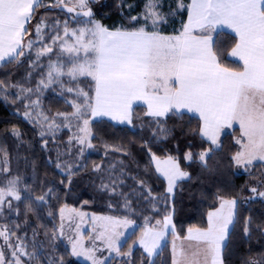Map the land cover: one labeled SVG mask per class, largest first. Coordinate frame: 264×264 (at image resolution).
<instances>
[{
  "label": "snow or ice",
  "instance_id": "obj_1",
  "mask_svg": "<svg viewBox=\"0 0 264 264\" xmlns=\"http://www.w3.org/2000/svg\"><path fill=\"white\" fill-rule=\"evenodd\" d=\"M90 2L94 0H76L75 7L89 17L91 27L69 33L65 26L63 36L69 37L72 43L63 41L59 51L68 53L69 57L67 61L58 57L54 63L49 58L47 80L42 78L37 86L39 90L41 86L47 87L54 79L64 76L70 81H78L80 77L90 78L89 90L77 88V95L81 99L72 105L75 111L57 114L64 118L65 123H71V119L77 122L76 126L82 135H76L75 139L81 146V155L84 147H93L90 130L92 119L108 116L118 123L131 124L133 105L140 102L146 105L145 115L154 118L158 127L162 124L160 118H168L169 114L176 116L188 113L199 120L197 134L209 146L195 157L190 150L187 151L186 161L198 159L207 168L211 154L221 147L220 138L225 130L237 125L240 136L235 143L240 148L234 153L233 162L247 170L253 161H264V0H188L187 3L185 0H176L175 8L170 6L168 12L163 11L164 0H147L144 13L140 17H131L133 21L142 19L146 23L132 29H109L95 21ZM62 3L64 0H56V5ZM40 6V0H0V64L17 62L25 55L26 49L29 52L33 50L34 41L25 42V37L31 35L27 25ZM67 10L73 12L75 9L68 7ZM184 12L187 18L180 21L179 29L172 34H164L160 30L162 25L168 23L170 16ZM149 21L150 29L147 24ZM42 27V22L36 25L38 39ZM226 29L234 34L227 51L231 64L225 61V50L218 42L219 35ZM59 40L61 35L57 32L50 38V43L36 50L37 59L52 53ZM11 87L18 85L0 81V93ZM21 91L31 93L33 89ZM67 91L72 92L73 89L69 87ZM28 115L26 111L25 116ZM45 121L46 130L41 131V137L53 131V125L55 128L61 127L54 119L45 117ZM12 134L18 138L22 135L15 129ZM159 134L166 138L168 131L159 127ZM47 142L43 141L45 145ZM144 146L148 147L147 143ZM148 151L156 172L167 180L168 198L175 194L177 181H191L193 178L180 167L177 158L171 155L161 158L152 153L151 148ZM56 166L60 167L59 164ZM66 167L70 183L73 175L71 165ZM93 171H100V166H95ZM121 175H124L123 170ZM119 183L123 181L119 180ZM117 184L118 178H110L109 183H101L100 187L115 193ZM137 184L147 192L148 197L155 199L143 180H138ZM261 187H264V181ZM23 190L28 191L27 185ZM249 191L264 198V191L256 186L250 187ZM47 195L46 192L43 196H36L34 201L37 205L44 204ZM13 200L21 201L19 176L9 178L6 186L0 187V214L5 210L19 214L18 207L13 208ZM219 200V208L207 214L206 228L188 229L186 238L197 241L200 250L189 253L183 247L177 250L173 244L172 264H201V252L204 254L203 264H209V257L210 264H225V241L229 237V225L234 223L236 217L237 200L223 197H219ZM31 201L32 198H29L27 210H31ZM124 201L128 212H135L131 200L124 197ZM60 212L63 216V209ZM79 215L83 217L85 214ZM92 219L104 221L96 235L90 237L94 243L85 246L83 236L69 238L71 247L67 254L77 259L83 257L91 264H135L133 246L137 243L144 250L145 259L153 264L152 258L162 251L165 237L169 234L177 236L169 211L163 221L157 220L154 226L146 222L140 239L123 251L127 243L122 242L124 231L133 227L135 220L129 215L94 216ZM145 219L147 221L148 218ZM250 220V217L247 218L244 227V234L249 238ZM93 230L96 231L95 228ZM259 230L264 234V227ZM57 235H63V225L59 233H52L53 242ZM14 236V230L0 226V264H31L32 261L40 264L38 254L29 251L28 245L20 237L16 236L13 240ZM97 240L102 246L96 245ZM5 247L10 249L9 257L5 256ZM48 264H69V261L65 256H56L50 258ZM250 264L259 262L250 261Z\"/></svg>",
  "mask_w": 264,
  "mask_h": 264
},
{
  "label": "trees",
  "instance_id": "obj_2",
  "mask_svg": "<svg viewBox=\"0 0 264 264\" xmlns=\"http://www.w3.org/2000/svg\"><path fill=\"white\" fill-rule=\"evenodd\" d=\"M128 2L135 3V6L133 5L129 9L126 8L125 4L120 7L118 5L103 6L98 9L93 7L91 8L94 11L93 18H97L101 24L110 29L139 27L137 21H133L131 17H136L141 10L142 3L139 0H128ZM165 2L167 3V1ZM185 2L187 3L188 0ZM44 3H47L45 7L47 13H63L54 10V8L62 5H56V0H43L41 4ZM169 3L173 4L174 9L176 0H170ZM186 17V12L179 13L166 26L162 25L160 30L163 33L172 34L174 30L180 28V21L186 20ZM233 38L234 35L228 32H223L218 38L220 47L225 50L224 59L229 64L232 61L228 59L227 51ZM8 64L10 63L5 62L0 66V81L16 73V70L9 72V69L12 68H8ZM2 70H7V72L3 73ZM53 106V109L69 108L63 99H57ZM133 113L135 128L115 124L107 119L94 122L93 142L95 143L94 150L97 152H92L95 154L86 157L87 164L84 169L70 177L69 183V176L60 173L56 166L50 162L52 156L43 146L36 126L15 113L0 99V152H2V156L5 151L10 154L13 170H16L19 164L26 169L22 173L25 175V184L28 188V191L24 192V203L21 204L24 214L22 216L24 222L22 229L20 231L18 229L19 219L17 221L12 219L11 222L16 234L22 237L28 234L31 237L28 240H31L40 250L39 257L41 260L42 257H48V254L50 256L53 243H55L57 252H54V256H65L69 264H85L68 256L69 251L65 245L57 240L53 242L51 237L52 233L58 230L59 211L65 205L97 211L107 210L105 205L108 200L107 195L97 192L95 186L92 185V182L100 181L98 174L102 175L101 172L104 169L111 167L112 162L108 161L107 157L124 159L129 164L127 173L131 178H128L129 175L126 177L128 182H133L134 179L132 178L145 180L150 183L155 194H162L166 183L156 173L148 148H151L159 157L165 158L171 155L177 158L181 168L188 171L193 177L191 181L185 180L178 183L177 194L173 201L176 233L181 238L187 235L189 228L207 227V214L220 203L219 197L241 200L257 172L264 168L263 163H258L254 167L256 170L254 172L239 173L236 171L232 157L239 150V146L235 143L240 132L239 129L223 136L221 147L211 154L207 168H205L198 159L193 162L185 160L187 151L190 150L195 157L196 154L209 146L208 142L197 134L200 127L198 119L187 113L176 116L169 114L168 118L160 119L162 124L159 126L166 129L168 135L164 139H159L157 137L159 127L154 118L145 115V111L141 107L135 108ZM148 123L154 126L153 129L156 126L153 133V129H149ZM14 129L22 134L23 144L20 148H17L16 143L18 141L12 134ZM153 138H157L158 143L148 144L149 140ZM145 143L148 147L144 146ZM106 151L108 152L107 157L104 155ZM125 152L129 154L127 155ZM15 160L19 162L16 163ZM97 164H100L102 169L100 168V171L95 172L93 167ZM116 172H119L117 167ZM46 192L48 193L45 197L47 202L37 205L34 197L43 196ZM29 198H32L31 210H27ZM99 203L102 205L100 206ZM247 203L238 207L236 223L226 243L227 249L224 253L226 264H250V261L264 264V234L259 230L264 227V201L255 200ZM249 217L251 218L250 238L244 234L245 223ZM138 234L139 232L136 231L131 235L126 241L123 251H126L127 247L138 239ZM170 243L169 240L158 257V262L161 264H172ZM44 248H48V250ZM134 261L135 264H141L142 251L140 249L135 251ZM44 264H48V261Z\"/></svg>",
  "mask_w": 264,
  "mask_h": 264
},
{
  "label": "rangeland",
  "instance_id": "obj_3",
  "mask_svg": "<svg viewBox=\"0 0 264 264\" xmlns=\"http://www.w3.org/2000/svg\"><path fill=\"white\" fill-rule=\"evenodd\" d=\"M139 1H141L142 3L141 10H139L136 17H140L144 13L146 3H147V0H139ZM165 1H167V3ZM169 1L170 0H164V6H163L164 12H168L170 6L171 8H173L172 7L173 4L169 3ZM75 3H76V0H65V4H68L74 7L75 9L80 10L79 8L75 7ZM124 4L126 5V8L129 9L135 3L131 4L128 2V0H94V2H90L89 7L90 8L94 7L95 9H98V8H102L103 6L109 7L113 5H118V7H120ZM46 6H47V3L41 4V6L36 10L34 18L31 20L30 24L27 26L31 32V35L26 36L25 42L29 40L34 41L33 50L29 52L26 49L25 55L21 57L19 61L11 62L10 64H8L9 65L8 68L10 67L12 68V69H9V72L12 70H16V73L15 75L7 77V79L5 80H2L5 84L18 85V87H11V88L6 89L5 92L0 93V99L3 100L15 113H17L18 115H21L24 119H26L27 121H29L30 123L36 126V129L39 133V137L42 139L43 146L45 147V149H47L48 152H50V155L52 156L50 159V162H52L55 166L59 164L60 167L58 168L56 166V169L60 173L66 176H68L67 175L68 169L66 165H71V172L73 173L71 177H73L79 171H81V169H84V166L87 164L86 157H88V155H91L92 152H97V150H94L95 143L93 142V136H94V127H93L94 125L93 124L95 121L104 120V119L97 117L91 120L90 130L92 132L93 147L92 148L84 147L83 154L81 155L79 153V149L81 148V146L78 144L77 140L75 139L76 135H82V133H79L78 128L76 126L77 122L74 119L70 118L71 123H65L64 118L62 116H58L57 114L58 113L71 114L75 111L72 105L74 103H79L81 99L77 95V88L89 90L90 84H91L90 78L80 77L78 78V81H70L68 77L64 76V77H60L59 79H54V81L51 84H48L47 87L41 86L39 90H37V86L39 85L40 80L42 78L47 80L46 74L49 70V58H51V61L54 63L58 57L61 58L63 61H67L69 57L68 53H61L59 51L60 44L63 41H68L69 43H72V40L69 37L63 36V31H64L65 26H67L69 33H71L74 30H79L86 26L91 27V24L89 23V17L78 18L73 13H70V14L57 13V12L47 13L45 11ZM175 17L176 16H170L168 19V22L171 21V19ZM93 19L99 22L97 18H93ZM136 21H137L136 23L138 24V26H142L146 23L142 19H138ZM41 22L43 23V27L40 29V36L38 39L37 34H36V25ZM147 24L150 29L151 28L150 21L147 22ZM164 25L166 26V24ZM57 32L60 33L61 40L57 41L56 45H54L53 52L43 55L39 59H37L36 50L41 45L50 43L51 42L50 38ZM3 64H5V62ZM3 64H0V66ZM1 72L6 73L7 70H2ZM69 87L73 89L72 92L67 91ZM28 88L33 89V92L29 93L27 91H23V92L21 91V89H28ZM17 94H19V98H17ZM57 99H63L66 102V105L69 106V108L66 107L64 109L62 108L53 109L54 107L53 105L55 104V101L57 102ZM26 105H27V108L25 107ZM26 111L29 113L28 116H25ZM144 111L146 112V110ZM45 117L49 119H54L56 124H60L61 127L55 128V125H53V131H48L44 137H41L40 135L41 131L46 130ZM144 123H141V124H144ZM115 124H120V123H115ZM148 124H149L148 125L149 129H153L154 126H152L150 123ZM123 125H127L130 128H135V125L133 124V118H132L131 124L125 123ZM155 130H156V126L152 130V133ZM229 130L230 129H226L225 134L228 133ZM157 137L159 139L161 138L164 139L160 134H158ZM15 138L18 141L16 143V146L17 148H20V146L23 144V141L21 137L19 138L15 137ZM44 140L48 141L47 145L43 143ZM220 140L222 142V139ZM151 143H158V139L153 138L149 140L148 144H151ZM151 152L154 153L152 150ZM107 153H108L107 151L104 152V155L106 157H107ZM21 157H22V154H21ZM26 158H27V155H26ZM107 159L108 161L112 162L111 167L104 169L101 172L102 175L98 174L99 175L98 180L100 181L92 182V185L95 186L97 192H100L102 194L105 193L107 195L108 200L105 203L107 210L97 211V210H90L87 208H81V207L77 208L75 206L65 205L61 208L63 209V216H61V212L59 211V224H58L57 233H59L61 229V225H63V235H57L56 240L59 243H63L68 251H70V247H71L69 243V238H79L80 236H83V243L85 246H91L94 243V241L90 239V237H94L96 235V232L102 228L103 223H104V221L101 219H96L95 221H93L92 217L94 216L97 218H100V217H106V216L121 217L124 215H129L130 218L134 219L135 225L131 228H128L126 231H124V237L122 238V242L127 241L131 237V235H133L136 231L139 232L138 234L139 237L136 240L138 241L140 239L141 232L143 231L146 222L148 223L149 226H154L157 220L163 221L164 216L169 214V211H171L172 223L175 225V222H174L175 211H174L173 201L177 194L178 183L180 181H177V187L174 189L175 194L171 195V197L168 198L170 194L167 193V180L165 179L164 176L156 172L161 178L165 180V183H166L165 190L162 194H155L153 192V188L150 185V183L143 180L145 184L148 187H150L152 196L155 197V199L153 200L151 197H148L146 191L141 190L138 187V184H137L138 180L134 179L133 182L131 183L128 182V179H126V177H128L129 175V173H127L129 164L125 162L124 159L120 157H117V158L107 157ZM15 161L16 163L19 162L18 160H15ZM257 161H260V160L253 161L252 165L247 166V170H245L244 166L235 164L236 171L239 173L241 172L250 173L252 171L254 172L255 170L254 167L258 164V163H255ZM152 163L155 167L154 162ZM77 165H79L80 167H77ZM97 165L100 166L101 168L100 164H97ZM113 165H115V167H113ZM116 167L119 169V172H116ZM12 168H13V164L10 163V154L5 151L4 155L2 156V152H0V169L4 170V171H0V187H5L7 184V180L13 176H19L20 186H21V201L17 202L13 200V208L15 209L18 207L19 214H16V212L14 211L5 210L3 214H0V226H6L7 228L14 230L13 223L11 222V220L15 219L17 221L19 219L21 223L19 222L18 229L20 231L24 224L23 219H22V216L24 214L22 212L21 204L24 203L26 192L23 190V187L27 185L25 184L26 183L25 175L22 172L26 171V169L23 168L21 164L17 166L16 170H13ZM122 170H123L124 175H121ZM110 178H118L117 191L115 193L104 191L100 187L101 183H109ZM128 178H131L130 175ZM119 180H122L123 183H119ZM262 181H264V168H262V170H259L257 172L256 176L253 178V181L249 184L247 191L242 196V199L241 200L236 199L237 200L236 217H235L234 223L232 225H229V236L236 223L237 211H238L239 205L248 204L247 202H252L255 200L264 201V198H261L258 195H255L249 191L250 187L252 186H256L260 190L264 191V187H261ZM124 197H127L131 200L132 202L131 207L135 209V212L129 213L128 210L124 207V202H125ZM95 201L97 202V200ZM219 204L220 203H218L217 207H215L211 211L217 210L219 208ZM99 205L101 206L102 204L99 203ZM79 213H83L85 215L81 217ZM146 217L148 218L147 221L145 219ZM94 228L96 229V231L93 230ZM77 229H79V234L77 233ZM193 229L195 230L196 228H193ZM170 232L171 230H169V233ZM175 232H176V227H175ZM187 235L184 238L179 237L178 234L177 236H172L171 234L167 235L164 241L162 242V250L167 245L168 241L170 240L171 242L170 250L172 254L171 259L173 258V253H172L173 244H175L177 250L183 247L189 253L195 251L194 249H191L188 246H195L198 243L195 240L187 239L186 238ZM16 236L20 237V239L23 240L24 243L28 245L29 251H35L38 254V256H40V253H41L40 250L37 249V247L35 246V244H33L31 240H28V239H31V237L28 234H26L24 237L19 236L18 234H16ZM16 236L13 237V240L16 239ZM228 239L225 241V243H227ZM95 243L97 246H102L101 242L98 240L95 241ZM53 244H54L53 249L52 250L50 249L51 250L50 256L48 254V257L46 258L42 257V260L40 259V264H44L50 258L56 257L54 256V252H57V248H56L57 245L55 243ZM189 244H194V245H189ZM44 249L48 250V248H44ZM137 249H140L142 251L143 264H149V260L145 259L146 254L144 253V250L141 247H139L138 243L133 246V258L135 255V251ZM4 251H5V256L9 257L10 249L5 247ZM161 252L162 251H160L159 255L161 254ZM159 255L157 257L152 258L153 264H161L158 262ZM73 258L79 262H82L85 264H91L90 261L85 260L83 257L79 259L75 257ZM199 258L202 262L204 261V254L202 252ZM25 259L27 258L25 257ZM31 264H37V261H32ZM209 264H210V257H209Z\"/></svg>",
  "mask_w": 264,
  "mask_h": 264
},
{
  "label": "crops",
  "instance_id": "obj_4",
  "mask_svg": "<svg viewBox=\"0 0 264 264\" xmlns=\"http://www.w3.org/2000/svg\"><path fill=\"white\" fill-rule=\"evenodd\" d=\"M43 2V0H40V3H42ZM64 3H65V0H64ZM28 26V25H27ZM225 32H229V33H231L230 32V30H224ZM25 40H26V37H25ZM141 107V108H143L144 110H146V105H143L142 103H140V102H138V103H136V104H134L133 105V110L135 109V108H137V107ZM188 114V113H187ZM191 115V114H190ZM100 118H102V119H107V120H110V121H112V122H114V123H118L116 120H113V119H111L110 117H108V116H104V117H100ZM160 119H163V118H160ZM121 124V123H120ZM125 124V123H124ZM235 129H239L238 128V125L237 126H234V128L233 129H230L229 130V132H232L233 130H235ZM224 135V134H223ZM223 135L221 136V138L220 139H222L223 138ZM240 136V132H239V134H238V137ZM240 148V147H239ZM255 163H263L264 164V161H257V162H255ZM189 245H194V244H189ZM189 248H191V249H194L195 251H199L200 250V246L197 244V245H195V246H188ZM197 247V248H196ZM178 259H179V257H178ZM201 264H203V262L201 261Z\"/></svg>",
  "mask_w": 264,
  "mask_h": 264
},
{
  "label": "water",
  "instance_id": "obj_5",
  "mask_svg": "<svg viewBox=\"0 0 264 264\" xmlns=\"http://www.w3.org/2000/svg\"><path fill=\"white\" fill-rule=\"evenodd\" d=\"M68 7H72V6H70V5H68V4H62V5H60V6H58V7H56V8H54V10H57V11H60V12H63V13H65V14H70V13H73V14H75L76 15V17H78V18H83V17H86V16H84L83 14H82V12H81V10H78V9H75L74 7V11L73 12H68ZM92 10V9H91ZM92 12H93V16H94V11L92 10ZM78 13H80L79 15H78Z\"/></svg>",
  "mask_w": 264,
  "mask_h": 264
}]
</instances>
